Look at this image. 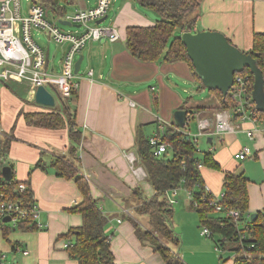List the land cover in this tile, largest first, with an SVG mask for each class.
I'll use <instances>...</instances> for the list:
<instances>
[{
    "label": "crops",
    "instance_id": "0c3cea01",
    "mask_svg": "<svg viewBox=\"0 0 264 264\" xmlns=\"http://www.w3.org/2000/svg\"><path fill=\"white\" fill-rule=\"evenodd\" d=\"M96 5L97 0L59 1L60 8L67 13ZM111 7L110 27L119 31L120 39L91 40L76 57V61L83 57L77 79L79 87L75 100L67 101L81 132L80 143L70 139L67 128L47 129L27 124L25 113L45 110V106L35 102L31 89L22 90L19 97L8 87L16 83H4L1 87L0 127L3 138L10 140L4 166L12 168L16 182L30 189L40 209L36 221L11 231L10 242L1 240L0 251L7 255L6 264H79L70 257L66 245L75 241L68 236L69 231L82 225L76 208L83 195L75 179L58 176L62 163L76 169L107 217L106 232L116 264H165L149 242L140 240L134 226L135 222L149 221V215L136 211L139 198L147 200L156 194L140 162L137 142L140 134L161 137L169 127L177 128L174 114L178 110L188 111L184 132L194 141L197 139L198 146L204 138V148L197 157L202 160L206 153H213L217 167H208L202 161L200 168L204 186L219 197L224 193L225 174L243 173L248 180L249 213L264 212V118L259 117L256 122L235 120L234 131L220 135L214 132L216 113L221 107L219 95L196 78L188 62L142 61L127 47V28L154 25L157 21L151 12L154 10L136 0H111L109 11ZM49 17L59 23L57 16ZM196 30L222 33L234 46L250 52L255 35H264V0H203L192 31ZM183 32L177 29L176 35ZM36 35L41 40L39 36L43 34ZM40 44L48 56V71L61 73L66 47L57 45L52 53L49 45ZM59 55L58 67L55 59ZM204 90L210 95L203 103L195 93ZM193 119L198 123L191 130ZM202 121L209 127L203 131L206 135L201 136ZM245 146L251 148L252 156L236 159V153ZM178 189L184 190L193 215H185L191 221L186 226L176 222L173 211L171 223L181 239L177 253L186 264H233L234 255L227 257L216 251L213 239L201 235L200 219L191 208L187 188ZM13 243L18 244L15 249L11 248ZM23 250L29 254L24 255Z\"/></svg>",
    "mask_w": 264,
    "mask_h": 264
},
{
    "label": "trees",
    "instance_id": "16d2710c",
    "mask_svg": "<svg viewBox=\"0 0 264 264\" xmlns=\"http://www.w3.org/2000/svg\"><path fill=\"white\" fill-rule=\"evenodd\" d=\"M60 0H33L44 6L49 16H57L62 20L68 13L65 8L59 6ZM141 6L154 10L160 19L152 26H130L126 30V44L134 57L142 61H158L164 59L168 62L186 61L189 63L194 75L192 61L190 60L186 46L180 35H176L177 29L189 31L195 29L199 9L203 0H136ZM250 54L257 65L264 73V35H255L254 47ZM240 74L249 76L250 90L253 91L254 77L250 69L246 68ZM201 81V80H200ZM202 83V82H201ZM219 95L220 110H234L237 102L231 94L227 96L214 89H210ZM56 92V91H55ZM56 96L62 100V108L57 109L43 107L45 110L39 112H27L24 114L28 125L47 129L67 128L70 139L75 144L81 141V132L76 126L74 112L69 101L63 99L57 92ZM62 109V110H61ZM259 117L264 118V113L257 111ZM66 117V118H65ZM186 128V126H185ZM185 128H171L159 137L160 141L170 145L163 156H156L150 145V138L140 134L137 142V151L140 162L146 168L148 180L154 187L156 194L147 200L140 199V205L136 211L139 214L152 216L157 225L158 233L171 238V242L180 245L181 239L170 229L168 225L173 218V207L167 201V193L179 187H185L193 192L194 200L191 208L194 209L200 219V227L208 228L212 232V239L221 249L232 252L234 255L233 264H264V212L257 213V216L249 221L248 216V180L243 173H226L223 184V200L226 208L222 211H215L210 205L211 193L205 191L202 182L199 164L208 167H217L213 160V153L208 152L201 160L197 157L199 152L198 144L194 138L188 136ZM160 136V135H159ZM189 137V138H188ZM9 139H2L3 164L9 152ZM170 151V152H169ZM169 152V153H168ZM170 154L173 155L170 157ZM203 161V162H202ZM57 174L67 179H75L83 195L82 203L76 208L82 217V225L71 229L68 236L74 237V244H68L67 250L72 259L79 264H116L111 251V241L106 227L108 219L99 209L98 203L91 195L88 184L78 175L75 168L62 163ZM203 166V165H202ZM8 186V197L12 201L29 200L35 201L32 192L28 189L19 194L17 192L20 183L13 178ZM197 202V206L194 205ZM238 209L242 212L240 220L242 224L237 225L234 218L227 215V210ZM27 223H22L23 226ZM136 233L141 241L149 242L154 250L160 254L165 264H186L176 251L167 247L158 238L148 231H143L138 224L134 223ZM243 226V227H241ZM168 233H165V230ZM14 230L9 227L3 229V240H9V234ZM169 234V235H168ZM240 234H244L241 238ZM17 243L11 244L15 249Z\"/></svg>",
    "mask_w": 264,
    "mask_h": 264
},
{
    "label": "built area",
    "instance_id": "2783aa9c",
    "mask_svg": "<svg viewBox=\"0 0 264 264\" xmlns=\"http://www.w3.org/2000/svg\"><path fill=\"white\" fill-rule=\"evenodd\" d=\"M29 6L24 9L21 0H2L0 2V90L4 83L17 82L25 84L36 92L38 87L44 86L56 99V92L65 100L74 101L79 87L78 74L75 73L76 57L91 40L107 38L115 42L120 39L119 31L115 27H105L97 24L107 16L111 0H97V5L86 10H77L68 13L62 20L72 25L82 27L81 32H65L57 21H52L43 5L27 0ZM35 31L45 33L48 41H53L59 46H65V54L62 60V71L59 74L48 71V56L35 38ZM92 76V71L89 72ZM56 91V92H55ZM229 93L236 100L237 107L234 110L225 109L216 113V126L214 132L225 134L236 129L235 120L256 122L259 118L255 102L252 99L249 76L236 73L234 84ZM35 95V94H34ZM200 135H206L203 131L209 127L206 121L199 123ZM187 134V133H186ZM189 136V134H187ZM254 135H250L253 140ZM3 131L0 127V243L3 239V229L11 227L19 228L22 223H31L39 217V205L36 201L20 200L12 201L8 197L7 181L3 175L2 155ZM198 144L196 139L195 141ZM153 153L160 157L168 150V143L160 141L158 136L150 138ZM200 151V150H199ZM252 156V150L245 146L235 157L245 160ZM202 164H199V168ZM27 186L19 184L17 192H26ZM176 190V189H175ZM205 191L210 189L205 186ZM187 195L191 202L194 200L192 190L187 189ZM210 205L215 211H222L224 206L223 194L219 197L212 195ZM170 205L177 200H168ZM197 206V202H194ZM227 215L234 218L237 225L242 224L240 217L242 212L238 209L227 210ZM10 221L6 222L5 218ZM248 220L251 217L248 216ZM244 226V225H243ZM241 226V227H243ZM201 235L212 239V232L208 228L201 229ZM241 238L244 234H240ZM68 246V244L66 245ZM215 249L221 252L216 244ZM28 255V250H23ZM6 253L0 251V264H6Z\"/></svg>",
    "mask_w": 264,
    "mask_h": 264
},
{
    "label": "water",
    "instance_id": "95a60500",
    "mask_svg": "<svg viewBox=\"0 0 264 264\" xmlns=\"http://www.w3.org/2000/svg\"><path fill=\"white\" fill-rule=\"evenodd\" d=\"M105 19L106 17L98 21V24ZM59 24L72 26L65 20H59ZM181 38L193 63L195 73L207 89L218 90L223 96H227L234 84L235 74L243 72L246 68L250 69L254 77L252 99L257 111L264 113V73L250 54L234 46L225 35L219 32L189 30L184 31ZM82 60L83 57L80 56L76 61V74L80 71ZM35 102L49 108L56 106L55 96L44 86L36 90ZM174 119L178 127L185 128L188 111H176ZM3 175L7 182H11L13 180L12 168L4 166ZM256 216V213L252 214V219ZM5 221H10V218L6 217Z\"/></svg>",
    "mask_w": 264,
    "mask_h": 264
},
{
    "label": "rangeland",
    "instance_id": "374dc122",
    "mask_svg": "<svg viewBox=\"0 0 264 264\" xmlns=\"http://www.w3.org/2000/svg\"><path fill=\"white\" fill-rule=\"evenodd\" d=\"M22 1V5H23V8L26 9L28 6H29V2L27 0H21ZM114 8V7H113ZM112 7L110 9V13H109V17L107 19H105L101 24L102 26H105V27H109L110 24H111V20H112ZM153 13V15L155 16V21L156 20H159L160 17L158 16V14L155 12V11H151ZM76 25H72V26H68V25H60V28L65 31V32H72V33H76V32H79L81 31L82 27L81 28H76L75 27ZM36 33L38 32H35V38L37 39V41L40 43H42L43 45L45 46H48L50 47L52 53H54L56 50H57V44H55L53 41H48L45 33L42 35V36H39V38L41 40H38L37 38V35ZM179 33V31H178ZM41 45V44H40ZM60 59H61V55H59L57 57V59H55V64L59 67V62H60ZM78 59V58H77ZM54 62V61H53ZM84 63L82 65V69H84ZM11 83H16V84H11V85H8V87L11 89L12 92L16 93L17 95L19 93L22 92V90H26L29 89V87L25 84H22V83H17V82H11ZM9 84V83H8ZM19 84V85H18ZM20 86V87H19ZM0 93H1V90H0ZM210 95L209 91L208 90H204V91H201L200 93H195V97H199L198 99H200L201 102L203 101H206L205 99L208 98ZM19 96V95H18ZM20 97V96H19ZM188 97V95H186V98ZM56 106H57V109H60L62 108V100L59 99L57 96H56ZM204 103V102H203ZM62 110V109H61ZM66 118V117H65ZM196 119H193L191 122H190V129L193 130V129H196L197 127V123H196ZM204 138L202 137L199 141V150L202 151L203 148H204ZM171 156V155H170ZM172 199H175L177 200V203L175 205H173V210L175 212V215H174V218L176 219V222L177 223H180L181 225L185 224L186 226H189L191 224V221L189 218H186L185 215H190L189 213L192 214L191 212V209H190V206H189V203L186 201L188 200L185 196V193H184V190L183 189H178V190H172L170 191L168 194H167V201L168 200H172ZM139 206V205H138ZM137 206V207H138ZM136 207V209H137ZM187 213V214H186ZM193 215V214H192ZM136 223V222H135ZM139 225L140 228H142L143 231H148L150 232L152 235L156 236L158 238V236H160L161 238V241L163 243H165L167 245V247L171 248L173 251H175L174 249H176V252H177V245L173 242H171V238L168 237L166 235V237L162 236V234H159L158 233V229H157V225H156V221L155 219L152 217V216H149V221L147 220L145 224H141V223H136ZM171 227L173 228L172 226V223L170 222V224L168 225V227ZM169 227V229H170ZM165 233L167 234L168 233V230L166 229L165 230ZM169 235V234H168ZM174 249H173V248ZM223 255H226L227 257H232L233 254L232 252H227L225 251Z\"/></svg>",
    "mask_w": 264,
    "mask_h": 264
}]
</instances>
